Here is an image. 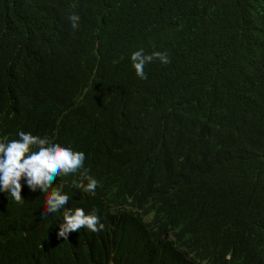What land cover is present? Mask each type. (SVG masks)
I'll return each mask as SVG.
<instances>
[{"label":"trees","instance_id":"1","mask_svg":"<svg viewBox=\"0 0 264 264\" xmlns=\"http://www.w3.org/2000/svg\"><path fill=\"white\" fill-rule=\"evenodd\" d=\"M140 49L170 63L141 79ZM21 131L98 185L57 176V212L0 190V264H264V0H0V141ZM75 207L103 229L58 237Z\"/></svg>","mask_w":264,"mask_h":264},{"label":"clouds","instance_id":"2","mask_svg":"<svg viewBox=\"0 0 264 264\" xmlns=\"http://www.w3.org/2000/svg\"><path fill=\"white\" fill-rule=\"evenodd\" d=\"M68 19L75 28L79 16L71 14ZM154 59L163 64L170 63L165 52L156 51L148 55L140 49L131 54L133 67L141 79H147L144 67ZM18 135V139L0 141V190L10 192L16 202H22L21 181L24 180L31 190L39 188L46 194V212H57L65 208L69 196L62 188L53 187L54 181L57 176H67L81 169V181L76 187L83 188L85 192H95L98 181L84 168V152L55 143L47 136L40 137L23 131ZM63 217L57 232V236L63 239H68L71 233L81 228L99 232L104 227L95 211L86 213L81 207L66 208Z\"/></svg>","mask_w":264,"mask_h":264}]
</instances>
